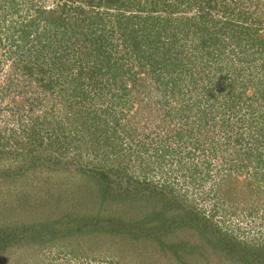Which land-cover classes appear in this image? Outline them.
Wrapping results in <instances>:
<instances>
[{
  "label": "trees",
  "instance_id": "trees-1",
  "mask_svg": "<svg viewBox=\"0 0 264 264\" xmlns=\"http://www.w3.org/2000/svg\"><path fill=\"white\" fill-rule=\"evenodd\" d=\"M183 1L74 0L79 4L77 6L72 0H68L61 7H41L37 10L43 16L46 30L38 35V43L44 51V55L40 54V57L49 56L48 61H36V64L25 62V68H30V73L33 74L32 69L39 64L37 73L40 75L41 86L43 82L47 86L52 84L53 80L50 78L55 75L42 68L54 70L57 66L69 67L76 70L80 77H85L87 72L109 75L114 82H120L118 88L122 97L130 95L126 94L129 82H132V91L136 96L142 97V86L148 87L141 74L147 68L152 69L158 74L160 87L170 89L172 100H177V103L166 101V105L170 106L167 115L173 117L175 111H181L187 120H194L185 129L190 131L185 137L188 135L193 140V125L199 126L200 132L210 135L211 131L203 129L209 123L211 111L215 109L206 110L195 104L190 106V102H186L188 95L185 98L183 86L187 80L193 84L198 80V60L209 59L220 52L216 57L218 60L222 51L220 36L227 35L230 44H225L224 48L228 45V55L232 56L233 61L241 62L242 67H234V72L244 71L245 79L234 78L230 82L238 83L242 93L237 94L231 90L232 100L227 99L223 110L217 109V114L222 119L220 124L216 117L214 119L213 125L216 128L213 131L220 132L214 138L238 155L242 154L241 149L247 150L250 157L258 154L256 159L261 164L264 157L257 150L264 148V35L255 36L258 27L245 23L248 21V11H239L242 14L239 18H243V22L223 18L220 20L209 12L175 16L179 11L176 5ZM194 1L202 3L203 5L198 4L205 11L206 7L215 9L220 2L235 7L248 0ZM69 2L71 5H68ZM106 19L109 24L105 23ZM203 19H210L211 23H205ZM27 26L31 27L30 24ZM105 32L110 34L105 35ZM220 33L222 34L219 35ZM29 36L27 35L28 39ZM118 39H121V44ZM113 41L115 47L112 45ZM107 47L111 49L108 51ZM120 52L130 56L118 55ZM201 52H205L204 55ZM254 52L258 54L256 57ZM94 55L100 61L89 62ZM261 55L263 57L257 60ZM126 58L138 60L139 69L136 70L134 66L126 68L123 64ZM104 67L107 68L106 71H103ZM237 75L240 76L241 73ZM136 76L140 79L139 82H136ZM90 78L93 79V76L90 75ZM92 82L89 84L94 85ZM206 86L210 97L218 98L217 94H211L213 91L209 90L210 85ZM244 89L252 91L247 95L248 92L244 94ZM142 98L137 100L138 103L143 101ZM106 115L110 116L111 113ZM95 117L94 115V119ZM36 118L30 120L32 125L28 136L35 142L40 141L37 127L41 118H45L42 123L51 131L47 117ZM98 119L102 120V116ZM100 128L106 132L111 129L107 120ZM104 131L95 132L96 144V139ZM196 141H200V137ZM202 146L205 149L206 145ZM227 161L231 167H234L233 164L237 166L233 159ZM0 165V180L22 179L20 184H25L18 186L23 187L27 185V178L33 176L38 179L43 193L46 191L45 186L51 187L54 175L70 172L81 181L76 189V196H72L76 191L68 195L53 189L50 194L46 191L47 196L38 200L32 199L29 190L20 192L17 195L19 202L22 206L24 202L29 205L26 213H13L6 206L0 207V264H30L29 260L36 255L56 249L70 254L73 239L88 237L90 240L89 237L94 236L99 244L102 237L105 244L112 243L113 250L121 257L130 254V249H123L115 244L126 241L143 244V240L149 238L152 239L154 249L160 246L166 256H178L179 251H182L181 257H185L186 251H194L193 254L203 257L207 264H211L213 260V255L212 259L206 256L208 253L219 254L218 259L227 261L228 264H264V245H249L230 233L223 232L212 218H208L200 209L189 206L185 199L176 195L172 185L155 183L149 176L139 179L123 170L98 171L97 168L66 161L54 152L36 148L29 150L27 146L14 150L8 147L0 149ZM17 181L14 186L18 184ZM94 205L97 209L92 207ZM176 231L179 236L176 243L163 237ZM197 236L198 239H195ZM95 249L97 246L94 241L89 249L90 253ZM90 258L100 260L98 257Z\"/></svg>",
  "mask_w": 264,
  "mask_h": 264
},
{
  "label": "rangeland",
  "instance_id": "rangeland-1",
  "mask_svg": "<svg viewBox=\"0 0 264 264\" xmlns=\"http://www.w3.org/2000/svg\"><path fill=\"white\" fill-rule=\"evenodd\" d=\"M66 1L68 0H0V149L8 147L14 150L27 146L29 150L36 148L54 152L66 161L97 168L98 171L123 170L139 179L145 175L149 176L155 183L172 185L176 195L185 199L189 206L200 209L208 218H212L223 232H228L249 245H264V161L260 164L256 159L258 154L250 157L244 149H241V155L233 153L231 148L214 138L220 134L219 131H213V128H216V125H213L214 119L216 117L218 124L222 119L217 111L223 110L227 99L232 100V91L242 93L238 83L230 82L234 78L245 79L244 71L234 72V67H242L241 62L233 61L232 56L228 55V45L224 48L225 44H230L228 36H220L222 51L218 60L216 57L220 52L209 59L202 58L197 61V84L187 80L183 86L185 98L188 95L186 102H190V106L195 104L200 108L205 107L206 110L215 109L211 111L209 123L203 129L211 131L210 135H206L204 131L200 132L199 126L193 125L195 137L192 140L188 135L185 137L190 133L185 129L194 120H187L181 111H175L173 117L167 115L170 106L166 105V101L177 103V100H172L170 89L164 90V87H160L158 74L152 69L147 68L146 72L141 74L148 87L142 86L143 98L136 96L132 91V82H129L126 88V94L130 95L122 97L118 80L114 82L109 75L88 72L85 77H80L76 70L69 67L57 66L54 70L42 68L55 75L50 78L53 80L52 84L47 86L46 82H43L41 86L40 75L37 73L39 64L32 69L33 74L30 73V68H25L24 65L29 61L33 64H36V61L47 62L49 57H40V54L44 55V51L38 43V35L44 33L46 28L43 16L37 9L61 7ZM184 1L183 4L176 5L179 11L175 16L202 15L209 12L220 20L223 18L243 22L244 19L239 18L242 15L239 11H248V21L245 23L258 27L255 36L264 35V0H248L235 7L220 2L215 9L206 7L205 11L199 5H203L202 3L194 0ZM10 6L12 9H9ZM203 20L205 23H211L210 19ZM105 23L109 24L107 19ZM29 24L31 27L27 26ZM103 26L104 24L101 25ZM108 34L110 33L105 32V35ZM27 35H30V41ZM91 36L92 34L89 35ZM118 40L121 44V39ZM112 43L115 47L114 41ZM107 49L109 51L111 48ZM204 53L201 52V55ZM118 55L130 56L125 52ZM257 55L254 52V56ZM259 57L263 56L256 59L259 60ZM93 60L89 62L100 61L95 55ZM123 64L126 68L134 66L136 70L140 67L139 61H134V58L124 59ZM106 70L104 67L103 71ZM238 73L241 75L238 76ZM135 78L136 82L140 81L138 76ZM75 79L77 80L74 83H70ZM90 81H93L94 85H90ZM208 84L209 90L213 91L211 94H217L218 98L210 97L206 86ZM244 91V94L247 91L248 95L252 89ZM180 97L179 95V99ZM140 98L143 101L138 103ZM107 113L111 115L107 116ZM100 115L102 120L98 119ZM38 116L47 117L51 131L42 123L45 118H41L37 127L40 141L35 142L28 136L32 125L30 120H36ZM104 120H107L111 128L107 132L100 128L105 124ZM97 130L105 133L96 139V144L94 139ZM199 137L200 141H196ZM203 144L206 145L205 149ZM257 151L264 157V148ZM226 159H233L237 166L233 164L234 167H231ZM53 177L55 178L51 187H44L49 194L56 189L72 195L81 183L80 178L73 177L70 172ZM16 181L0 180V207L6 206L13 213H26L29 205L24 202L22 206L19 202L17 195L20 192L29 190L32 199L38 200L47 196L46 191H41L38 179L33 176L27 178V185L23 187L18 186L22 179L14 186ZM77 192L72 196H76ZM92 207L97 209L95 205ZM95 237H89L90 240L88 237L73 239L70 254L61 250L58 252L56 249L40 253L28 263L207 264L203 257L193 254L194 251H186L185 257H181L182 251H179L178 256H166L160 246L154 249L152 239L149 238L143 240V244L128 243L126 240V243L115 244L117 247L130 249V254L121 257L113 250L112 243L105 244L102 237L99 244ZM163 237L175 243L179 239L177 231ZM195 239H198V236ZM94 241L97 249L90 253L89 249ZM212 255L211 264H228L227 261L218 259L219 254L208 253L206 256L212 259ZM90 257H98L100 260H92Z\"/></svg>",
  "mask_w": 264,
  "mask_h": 264
}]
</instances>
